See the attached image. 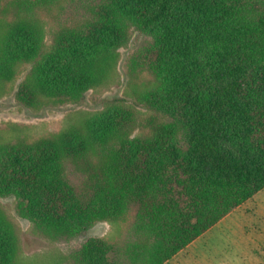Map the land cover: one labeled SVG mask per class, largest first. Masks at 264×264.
Masks as SVG:
<instances>
[{
	"label": "trees",
	"instance_id": "16d2710c",
	"mask_svg": "<svg viewBox=\"0 0 264 264\" xmlns=\"http://www.w3.org/2000/svg\"><path fill=\"white\" fill-rule=\"evenodd\" d=\"M134 34L127 107L0 142V198L44 238L116 230L56 264H162L264 189V0H0V85L25 68L19 105L75 104ZM19 251L0 209V264Z\"/></svg>",
	"mask_w": 264,
	"mask_h": 264
},
{
	"label": "rangeland",
	"instance_id": "374dc122",
	"mask_svg": "<svg viewBox=\"0 0 264 264\" xmlns=\"http://www.w3.org/2000/svg\"><path fill=\"white\" fill-rule=\"evenodd\" d=\"M143 40L134 34L127 47L120 50L115 74L103 86L84 92L75 104L48 106L38 111L19 105L15 90L25 75V68L19 69L12 81L0 85V142L16 136L31 141L57 133L82 115L90 116L106 106L127 107L130 76L125 62L130 50ZM81 179L78 174H70L69 180L74 184ZM0 209L17 235L19 264H56L60 253L77 250L85 240H111L117 235L115 228L96 224L70 244L53 243L23 217L13 197L0 198ZM162 264H264V189Z\"/></svg>",
	"mask_w": 264,
	"mask_h": 264
}]
</instances>
